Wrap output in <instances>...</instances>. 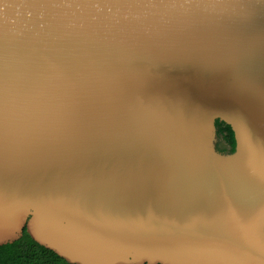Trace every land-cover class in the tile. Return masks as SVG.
<instances>
[{
  "label": "water",
  "instance_id": "1",
  "mask_svg": "<svg viewBox=\"0 0 264 264\" xmlns=\"http://www.w3.org/2000/svg\"><path fill=\"white\" fill-rule=\"evenodd\" d=\"M24 229L73 264H264V0H0V245Z\"/></svg>",
  "mask_w": 264,
  "mask_h": 264
},
{
  "label": "trees",
  "instance_id": "2",
  "mask_svg": "<svg viewBox=\"0 0 264 264\" xmlns=\"http://www.w3.org/2000/svg\"><path fill=\"white\" fill-rule=\"evenodd\" d=\"M217 134L225 142L218 150L233 153L236 150V138L233 128L227 122L217 118ZM0 264H73L50 248L35 241L27 229L21 238L13 243L0 245Z\"/></svg>",
  "mask_w": 264,
  "mask_h": 264
}]
</instances>
